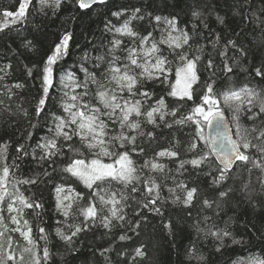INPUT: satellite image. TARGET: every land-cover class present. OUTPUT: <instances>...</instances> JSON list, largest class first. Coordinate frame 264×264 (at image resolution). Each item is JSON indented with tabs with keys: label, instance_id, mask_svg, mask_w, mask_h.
Returning a JSON list of instances; mask_svg holds the SVG:
<instances>
[{
	"label": "snow or ice",
	"instance_id": "snow-or-ice-1",
	"mask_svg": "<svg viewBox=\"0 0 264 264\" xmlns=\"http://www.w3.org/2000/svg\"><path fill=\"white\" fill-rule=\"evenodd\" d=\"M14 3L0 12L20 41L0 62V264H51L56 242L61 264H145L147 245L115 244L150 216L170 251L187 241L181 264H264V0ZM54 173L50 231L26 193Z\"/></svg>",
	"mask_w": 264,
	"mask_h": 264
},
{
	"label": "trees",
	"instance_id": "trees-1",
	"mask_svg": "<svg viewBox=\"0 0 264 264\" xmlns=\"http://www.w3.org/2000/svg\"><path fill=\"white\" fill-rule=\"evenodd\" d=\"M140 3V0H113L114 6L119 5H126V4H137ZM145 3H147V0H145ZM15 8L14 0H0V12L4 9L13 10ZM0 19H2V16H0ZM41 18L37 17V21L39 22ZM55 33H56V25L49 24L47 27L44 28V32L41 34L40 39L44 40L46 42H50L52 39H55ZM26 34L31 37L32 32L31 29L26 30ZM20 44L19 38L16 37L15 31H7V34L0 33V62H3L4 57L6 55H9L8 53V46L10 45L12 48H18ZM30 58L33 61H39L40 57L39 55H32L29 54ZM13 64L14 67H16V77H19L21 80L27 79L26 76L22 73V65L19 64L18 61L13 57ZM27 62V61H25ZM71 63V60L69 61ZM34 83L33 81H29V84ZM32 92L35 91V89H30ZM23 95H28V90H26ZM28 107V105H25ZM31 110V109H30ZM169 130H164L163 135H168ZM177 136L179 139L183 140L186 137L184 136V133H177ZM161 147L167 146V142L162 138L160 145ZM35 169L36 172H39L40 169L36 168L35 164H30L27 166V169ZM51 181V182H49ZM61 182V176L59 173H54L53 177L45 178L44 182L39 184L38 186H32L31 191L26 193L27 195H34V198L41 201L44 204V216L43 219L47 221V224L45 227H47L50 231L54 226L55 221V215L53 212V206L54 201L52 199V189L54 187V184ZM171 213L173 214V218L175 219L177 216H180L183 218V211L180 209H171ZM168 213H166L167 215ZM151 224L155 225V228L148 226L144 229V231L141 233L140 236L133 237L132 241L129 242H119L117 241L115 244L116 248H127L129 251H131V248L134 246H138L140 243H143L147 245L146 251L148 253V256L151 259L146 260L145 264H153V261H159V264H181V261L184 259L183 257V245L187 244V241L184 239H181L178 241V243L181 245V252L178 255L176 250H169L167 247V244L164 243V238L162 236V225L159 223L158 217H149ZM242 231V229H241ZM103 232L102 229L95 230L93 233L87 234V240L90 244H92L95 247H101L106 246L108 244V240L100 239L99 236ZM34 234H35V228H34ZM17 239H19L18 235L16 236ZM53 239H55L53 237ZM22 243V241H21ZM255 244H259V241H254ZM162 245L157 250V245ZM58 242L52 244L51 250L54 253L53 259L51 261V264H61V258L58 254H55L58 248ZM17 257H19V248H15ZM257 253H259V248L256 249ZM112 260L117 262L119 264V258L116 256L115 252L110 253ZM98 264H104V261L101 257L97 256L95 257ZM223 259H227V257H224Z\"/></svg>",
	"mask_w": 264,
	"mask_h": 264
}]
</instances>
